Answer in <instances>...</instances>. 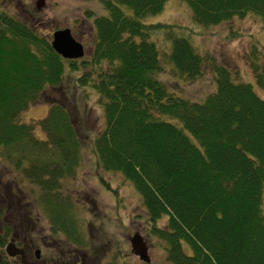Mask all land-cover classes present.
Masks as SVG:
<instances>
[{"label":"trees","instance_id":"16d2710c","mask_svg":"<svg viewBox=\"0 0 264 264\" xmlns=\"http://www.w3.org/2000/svg\"><path fill=\"white\" fill-rule=\"evenodd\" d=\"M165 1L98 0L104 13L90 20L91 53L78 61L52 49L51 33L40 32L18 0H0V162L51 197L46 189L78 163L80 142L69 118L74 105L49 103L39 123L43 140L19 117L47 88L74 99L79 87L90 86L104 118L92 139L96 162L131 183L146 209L149 234L164 243L167 260L264 264V98L217 62L210 64L215 88L202 100L169 90L157 78L161 63L149 35L170 26L141 21ZM184 1L198 25L246 14L264 25V0ZM257 52L253 47L251 55ZM167 59L184 79L203 69V56L182 36L171 37ZM250 60L254 83L264 90V65ZM52 211L58 215L60 209ZM163 217L161 228L156 222Z\"/></svg>","mask_w":264,"mask_h":264},{"label":"rangeland","instance_id":"374dc122","mask_svg":"<svg viewBox=\"0 0 264 264\" xmlns=\"http://www.w3.org/2000/svg\"><path fill=\"white\" fill-rule=\"evenodd\" d=\"M34 1L18 0L19 10L31 14L42 33L68 27L73 37L83 46V56L77 60H87L94 42L90 20L93 16L104 13L98 0H45L39 10H34ZM122 10L130 13L125 6H122ZM141 21L145 24L163 23L170 26L149 35V39L156 45L161 63L157 78L169 90L189 100H202L215 88L210 64L217 62L230 70L233 80L251 83L255 92L264 98V90L254 83L250 60L255 59L260 66L264 65V25L258 17L246 14L217 25L202 26L192 22L190 10L184 0H166L161 11L143 17ZM169 30L172 35L166 33ZM173 36L186 38L194 50L203 56L202 72L193 80L179 77L167 59ZM253 47L258 49L256 58L251 55ZM68 69L65 67V72ZM77 74L73 73L75 76ZM72 98L74 99L68 94L64 96L59 90L47 88L39 100L27 107L19 120L28 122L33 135L43 140L47 138L46 132L39 123L45 118L49 103H72L74 106L70 109L69 118L80 142L77 150L78 163L57 186L46 189L51 196L47 197L41 195L36 185L21 181L22 173L13 169L9 171L0 162V220L15 225L16 231L20 233H27L29 222L32 223L37 215L40 222H36V235L45 233L40 225L48 227L53 224L62 231L75 227L84 239L83 246L78 247L84 249L85 264H146L130 250L128 239L134 232H138L148 246V264H172L166 258L164 243L150 236L146 209L131 183L119 172L101 169L96 162L92 139L104 127L97 93L90 86L79 87L76 98L75 94H72ZM6 196L17 202L10 201L6 205ZM4 206L6 207L3 208ZM55 207L60 211L54 220L50 212L53 213ZM262 211L264 213V186ZM164 224V217L156 222L161 228ZM39 229L41 232L37 233ZM88 232L94 238L91 239ZM92 245H99V250L93 252ZM1 256L2 259L11 261L10 258ZM46 258L47 254H44L43 259Z\"/></svg>","mask_w":264,"mask_h":264},{"label":"flooded vegetation","instance_id":"af4514ba","mask_svg":"<svg viewBox=\"0 0 264 264\" xmlns=\"http://www.w3.org/2000/svg\"><path fill=\"white\" fill-rule=\"evenodd\" d=\"M10 194L13 196L12 193ZM5 201L7 203L5 204L8 205L11 200L6 196ZM11 202L16 203L17 200ZM14 208L16 207L14 206ZM51 214L54 220L58 216L55 211ZM36 222H40L37 215L34 216L32 223L29 222L28 232L20 233L16 231L15 225H9L3 219L0 220V264H85L84 257L86 254L84 249L78 247V245L83 246L84 239L75 227L62 231L53 224L48 225V227L39 224L45 230V233L36 235ZM4 224L8 225V233H3ZM39 231L41 232V229L37 230V233ZM88 235L91 239L94 238L92 233L88 232ZM91 247L92 251L95 252L99 245H92ZM44 254H47L46 259H43ZM1 255L10 258L11 261L2 259Z\"/></svg>","mask_w":264,"mask_h":264},{"label":"water","instance_id":"95a60500","mask_svg":"<svg viewBox=\"0 0 264 264\" xmlns=\"http://www.w3.org/2000/svg\"><path fill=\"white\" fill-rule=\"evenodd\" d=\"M45 0H35L34 7L36 10L41 9ZM50 46L64 59H77L83 56L84 50L80 41L75 39L68 27L57 28L52 31L50 37ZM131 252L139 260L149 263L147 254V245L138 232H134L128 239Z\"/></svg>","mask_w":264,"mask_h":264}]
</instances>
